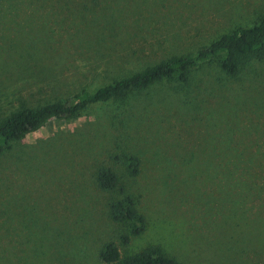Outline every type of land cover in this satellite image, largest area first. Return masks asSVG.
I'll return each mask as SVG.
<instances>
[{
	"label": "rangeland",
	"instance_id": "1",
	"mask_svg": "<svg viewBox=\"0 0 264 264\" xmlns=\"http://www.w3.org/2000/svg\"><path fill=\"white\" fill-rule=\"evenodd\" d=\"M264 14V0H0V121L64 102ZM0 154V264H102L157 246L178 264H264V59H216L52 118ZM123 155L139 174L129 177ZM114 157L119 160H114ZM111 168L145 218L127 244L94 173Z\"/></svg>",
	"mask_w": 264,
	"mask_h": 264
},
{
	"label": "trees",
	"instance_id": "2",
	"mask_svg": "<svg viewBox=\"0 0 264 264\" xmlns=\"http://www.w3.org/2000/svg\"><path fill=\"white\" fill-rule=\"evenodd\" d=\"M214 59L219 70L229 78H235L241 68L250 62L263 60L264 14L258 16L254 25L236 27L208 45L199 47L193 54L173 56L93 92L82 91L64 102L12 112L0 121V154L9 149L10 143L19 141L49 119H73L89 105L123 99L132 92L144 90L163 80L186 83L191 70ZM114 160L119 158L114 157ZM122 162L129 177L139 174V163L134 156L123 155ZM94 183L102 192L117 190L120 195L107 205L109 219L126 226V232L119 237L120 243L127 244L130 238L139 236L145 229V218L137 211L133 197L120 185L115 172L109 167H99L94 173ZM98 260L102 264H178L157 246L121 256L112 242L100 248Z\"/></svg>",
	"mask_w": 264,
	"mask_h": 264
}]
</instances>
